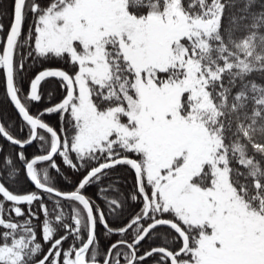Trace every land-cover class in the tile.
Instances as JSON below:
<instances>
[{"label":"snow or ice","instance_id":"1","mask_svg":"<svg viewBox=\"0 0 264 264\" xmlns=\"http://www.w3.org/2000/svg\"><path fill=\"white\" fill-rule=\"evenodd\" d=\"M0 264H264V0H0Z\"/></svg>","mask_w":264,"mask_h":264},{"label":"trees","instance_id":"2","mask_svg":"<svg viewBox=\"0 0 264 264\" xmlns=\"http://www.w3.org/2000/svg\"><path fill=\"white\" fill-rule=\"evenodd\" d=\"M6 4H10V0H5ZM0 113H3L6 118L9 119H16L14 110L11 108L10 105L0 104ZM2 142V141H0Z\"/></svg>","mask_w":264,"mask_h":264}]
</instances>
